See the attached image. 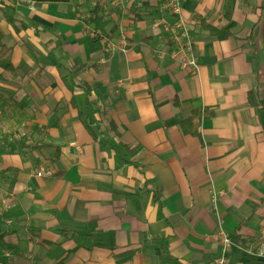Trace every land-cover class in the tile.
I'll return each mask as SVG.
<instances>
[{
	"label": "crops",
	"instance_id": "obj_1",
	"mask_svg": "<svg viewBox=\"0 0 264 264\" xmlns=\"http://www.w3.org/2000/svg\"><path fill=\"white\" fill-rule=\"evenodd\" d=\"M167 1L0 0V124L39 130L0 145V264H217L218 233L264 264V0H180L196 69L156 54Z\"/></svg>",
	"mask_w": 264,
	"mask_h": 264
},
{
	"label": "built area",
	"instance_id": "obj_2",
	"mask_svg": "<svg viewBox=\"0 0 264 264\" xmlns=\"http://www.w3.org/2000/svg\"><path fill=\"white\" fill-rule=\"evenodd\" d=\"M168 15L155 18L151 26L158 35L164 37L162 40L165 46L156 50L158 57L169 56L177 60L179 65L183 68L191 67L196 69L198 67V58L194 50L193 38L189 29L186 26V21L180 16V0H168L166 4ZM51 170L44 168L37 172L38 176L51 175ZM217 239L222 244V255L216 259L217 264H226L225 253L228 250L230 239L224 233H218ZM259 256H264V245H261L257 251Z\"/></svg>",
	"mask_w": 264,
	"mask_h": 264
},
{
	"label": "trees",
	"instance_id": "obj_3",
	"mask_svg": "<svg viewBox=\"0 0 264 264\" xmlns=\"http://www.w3.org/2000/svg\"><path fill=\"white\" fill-rule=\"evenodd\" d=\"M35 5H40L42 3H67L69 0H28ZM198 19V18H197ZM200 25L203 29L208 30V32L212 35L217 36L219 39H224L228 37L229 33L226 30H218L211 25L207 24L206 22L199 19ZM12 22V20H9ZM3 35L0 32V67L4 70L10 71L13 75L17 73L16 68L13 66L10 60V47L6 46L3 42ZM81 67V66H80ZM79 67V68H80ZM4 107L1 109V114H8L11 113V118H14L16 124H22V120L27 118L24 103L22 101H18L14 98L12 94L4 95ZM210 112L202 111L201 109L197 108L193 111V114L183 120L181 125L185 127V130L192 135H198V127L201 123L203 118L210 116ZM56 158V156L54 157ZM3 236V233H0V238Z\"/></svg>",
	"mask_w": 264,
	"mask_h": 264
},
{
	"label": "rangeland",
	"instance_id": "obj_4",
	"mask_svg": "<svg viewBox=\"0 0 264 264\" xmlns=\"http://www.w3.org/2000/svg\"><path fill=\"white\" fill-rule=\"evenodd\" d=\"M36 130L31 128L29 129L27 126L20 127L19 133L14 129V132L9 131L7 125L0 124V145L1 143L8 147V149H14L16 147H23L29 144L34 143L35 141V132Z\"/></svg>",
	"mask_w": 264,
	"mask_h": 264
}]
</instances>
